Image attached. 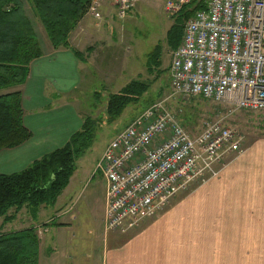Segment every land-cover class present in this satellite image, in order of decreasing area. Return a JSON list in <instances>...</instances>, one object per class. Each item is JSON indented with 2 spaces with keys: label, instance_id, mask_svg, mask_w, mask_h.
Returning a JSON list of instances; mask_svg holds the SVG:
<instances>
[{
  "label": "crops",
  "instance_id": "1",
  "mask_svg": "<svg viewBox=\"0 0 264 264\" xmlns=\"http://www.w3.org/2000/svg\"><path fill=\"white\" fill-rule=\"evenodd\" d=\"M113 14L111 0H105L99 23L85 14L69 34L67 48L54 50L49 41L42 45L37 37L42 56L29 64L26 80L17 88L30 138L0 151V174L24 171L62 148L80 130L84 117L73 100L76 92L94 93L99 84L108 92L114 89L109 95L116 94L134 80L130 76L120 84L128 65L126 61L119 67V43L111 37L115 35L110 22ZM83 192L72 175L56 203L39 209L38 223L28 216L27 227L0 228V234L35 228L38 264H264V140L233 157L204 185L175 196L158 217L126 234H104L105 191L103 197L94 190L86 197ZM80 201L92 224L85 234L80 213L71 214ZM74 222L79 223L72 227Z\"/></svg>",
  "mask_w": 264,
  "mask_h": 264
},
{
  "label": "built area",
  "instance_id": "2",
  "mask_svg": "<svg viewBox=\"0 0 264 264\" xmlns=\"http://www.w3.org/2000/svg\"><path fill=\"white\" fill-rule=\"evenodd\" d=\"M199 0H166L175 18ZM105 0H90L86 15L103 19ZM139 0H111L119 19ZM184 22L172 52L175 95L199 97L231 112H264V0H203ZM163 102L147 108L105 147L94 172L105 181L104 234L129 233L158 217L191 185L215 178L228 156L244 152L233 128L211 121L190 135Z\"/></svg>",
  "mask_w": 264,
  "mask_h": 264
},
{
  "label": "trees",
  "instance_id": "3",
  "mask_svg": "<svg viewBox=\"0 0 264 264\" xmlns=\"http://www.w3.org/2000/svg\"><path fill=\"white\" fill-rule=\"evenodd\" d=\"M51 45L56 50L68 47L69 34L85 16L90 0H25ZM203 0L193 1L175 18L166 33V44L174 51L180 44L184 22L196 10L204 9ZM161 50L156 46L149 55L147 71L160 66ZM42 56L31 20L22 0H0V151L11 149L30 138L23 125L21 92L17 89L26 80L29 64ZM148 85L131 81L116 94H110L105 103L107 123H112L131 104L147 92ZM95 122L84 118L79 131L69 141L27 169L12 175L0 174V219L13 220L10 211L17 214L25 209L36 219L41 207H50L67 187L75 170L77 159L92 145ZM39 239L35 228L0 234V264H38Z\"/></svg>",
  "mask_w": 264,
  "mask_h": 264
},
{
  "label": "rangeland",
  "instance_id": "4",
  "mask_svg": "<svg viewBox=\"0 0 264 264\" xmlns=\"http://www.w3.org/2000/svg\"><path fill=\"white\" fill-rule=\"evenodd\" d=\"M165 1L166 0H139L127 18L119 19L115 14H113L114 16H110V22L113 25L115 33V35H111L112 41L119 43L117 44L118 48H116V51L120 53L117 58V60L121 62L119 67L124 65L126 61L128 65V72L123 75L120 84L124 83V79L130 76L132 77L131 79L146 83L148 85V90L143 97H141L137 103L129 105L112 123H107L104 110L109 95L108 93H111L114 89L108 92L106 88L105 90L98 88V84V86L95 85L96 90L94 93L76 92V98H73L74 101H78L75 102V106H78V113L82 114L84 118H90L96 124L93 143L84 154L77 159L73 174L75 183L77 185L82 184L84 188L83 196L85 197L87 193L92 190L103 197L106 187L105 181L102 176L94 172V170L97 161L108 143L125 128L129 121L137 118L138 115H141L147 108L160 102H163V106L168 108L172 114H175L179 118L180 124L190 135L199 133L206 123L219 120L224 125L233 128L237 138L242 141V150L247 149L250 145L258 141L264 140V112H231L225 106L213 104L199 97L183 98L173 93L168 72L173 51L167 46L165 37L169 28L176 23V18H169L165 14ZM22 2L27 16L35 28L40 43L45 45L48 39L40 22L33 17L25 0H22ZM120 44H122V46ZM156 46H159L161 50L160 66L156 70L147 71L149 55L155 50ZM131 62L133 64V69L129 70ZM9 91L11 90L0 91V94ZM232 159L233 157L228 156L225 158L223 164H227ZM196 187L199 186L196 184L191 185L189 189L176 195V197H182L193 191ZM83 209V201L75 203L72 207L71 214L80 213L78 216L79 222L82 226V234H85L87 231L86 229H89L92 224L88 222ZM9 216H14V222H12L13 220L7 222L3 221V224L0 226L2 231H9L8 228L23 229L27 227L26 223H29V220L27 221V219H25L29 216L25 209H22L17 214L10 211ZM95 217L96 221H99V210L95 212ZM22 220H25V223ZM33 220L34 219L31 218L33 223L39 222V218H36L35 221ZM76 223L74 222L72 227H74ZM100 231L101 230L98 228L97 233L101 234ZM82 234L78 233L79 236H82Z\"/></svg>",
  "mask_w": 264,
  "mask_h": 264
}]
</instances>
